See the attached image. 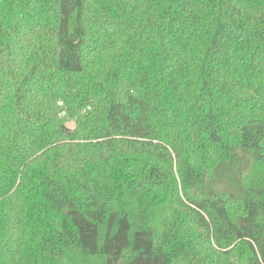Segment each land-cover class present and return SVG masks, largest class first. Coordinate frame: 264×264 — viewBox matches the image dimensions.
<instances>
[{
  "label": "trees",
  "instance_id": "1",
  "mask_svg": "<svg viewBox=\"0 0 264 264\" xmlns=\"http://www.w3.org/2000/svg\"><path fill=\"white\" fill-rule=\"evenodd\" d=\"M0 264H264V0H0Z\"/></svg>",
  "mask_w": 264,
  "mask_h": 264
},
{
  "label": "rangeland",
  "instance_id": "2",
  "mask_svg": "<svg viewBox=\"0 0 264 264\" xmlns=\"http://www.w3.org/2000/svg\"><path fill=\"white\" fill-rule=\"evenodd\" d=\"M68 125H69L70 127H74V126H75V124H74L73 121L69 122Z\"/></svg>",
  "mask_w": 264,
  "mask_h": 264
}]
</instances>
